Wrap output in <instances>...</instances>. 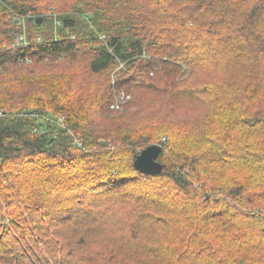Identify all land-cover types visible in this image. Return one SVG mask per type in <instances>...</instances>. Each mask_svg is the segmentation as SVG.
Returning <instances> with one entry per match:
<instances>
[{
  "label": "trees",
  "instance_id": "16d2710c",
  "mask_svg": "<svg viewBox=\"0 0 264 264\" xmlns=\"http://www.w3.org/2000/svg\"><path fill=\"white\" fill-rule=\"evenodd\" d=\"M0 113V264H264V0H0Z\"/></svg>",
  "mask_w": 264,
  "mask_h": 264
},
{
  "label": "water",
  "instance_id": "95a60500",
  "mask_svg": "<svg viewBox=\"0 0 264 264\" xmlns=\"http://www.w3.org/2000/svg\"><path fill=\"white\" fill-rule=\"evenodd\" d=\"M43 18L37 20L40 24ZM162 152L161 146H150L143 150L135 159L134 166L139 172L149 175L157 176L161 175L164 171V165L159 162V156Z\"/></svg>",
  "mask_w": 264,
  "mask_h": 264
},
{
  "label": "built area",
  "instance_id": "2783aa9c",
  "mask_svg": "<svg viewBox=\"0 0 264 264\" xmlns=\"http://www.w3.org/2000/svg\"><path fill=\"white\" fill-rule=\"evenodd\" d=\"M62 25V23H60L58 20L55 21V28L57 29L58 27L60 28ZM19 42L18 44H27V40H26V34L23 33V35L20 37L19 39ZM126 99H129V97H127ZM122 100V101H120ZM117 101L116 105L113 107L115 109H119L120 108V105L125 101V97L122 96V98ZM2 115V113H0V116Z\"/></svg>",
  "mask_w": 264,
  "mask_h": 264
},
{
  "label": "rangeland",
  "instance_id": "374dc122",
  "mask_svg": "<svg viewBox=\"0 0 264 264\" xmlns=\"http://www.w3.org/2000/svg\"><path fill=\"white\" fill-rule=\"evenodd\" d=\"M56 29V28H55ZM56 32V31H55ZM57 33V32H56ZM125 97V96H124ZM125 98H127V97H125Z\"/></svg>",
  "mask_w": 264,
  "mask_h": 264
}]
</instances>
